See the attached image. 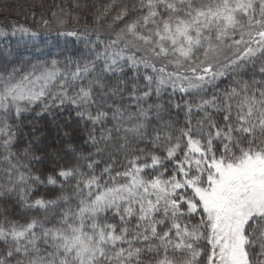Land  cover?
Returning <instances> with one entry per match:
<instances>
[{
    "label": "snow or ice",
    "instance_id": "6c2138e0",
    "mask_svg": "<svg viewBox=\"0 0 264 264\" xmlns=\"http://www.w3.org/2000/svg\"><path fill=\"white\" fill-rule=\"evenodd\" d=\"M58 36L0 71V264H264V0H109ZM38 104L91 149L44 179L9 123Z\"/></svg>",
    "mask_w": 264,
    "mask_h": 264
},
{
    "label": "trees",
    "instance_id": "16d2710c",
    "mask_svg": "<svg viewBox=\"0 0 264 264\" xmlns=\"http://www.w3.org/2000/svg\"><path fill=\"white\" fill-rule=\"evenodd\" d=\"M108 2L109 0H0V24L2 26L15 27L23 25L38 32L40 34L37 37L38 40L51 42L47 48L41 44L38 48H32L31 50L30 46L25 45V43L31 44L29 43L30 38L19 39L10 35L0 36V64L3 61H8L11 65L17 62L19 64L21 58L33 62L36 59L47 58L37 54L40 50H42L41 52H52L55 55L57 53L55 47L57 40L63 46L65 40L75 42V38L58 36V31L47 32L48 35L45 36V32L39 30L43 24L42 19L48 21L55 19L56 17L52 15L55 12L57 16L66 18L70 26L67 30L73 28L82 30L86 25L89 27L94 26V16L97 10H103ZM110 20L111 16L107 17L106 20H101L100 25L104 27ZM15 42L19 45L24 44L20 47V51L17 49L21 57L15 52L17 48ZM76 47L82 48V44H77ZM57 58L63 59V56L59 55ZM227 84L228 81L223 80L219 83V86L224 88ZM166 99L167 97H165ZM42 107V104L33 105L31 110L25 112L19 120L10 119L9 123L13 124L14 131L17 133L12 151L25 163L29 164L34 175H39L41 179H44L52 173L54 168L74 162V154L65 151L69 145L74 147L77 152H87L91 149L83 144V140L87 136V129L83 127V122L74 116V110L58 111L52 109L51 114L43 112L40 116H37L36 113L41 112ZM171 111L175 115V110ZM183 119V113H181L179 120L182 122ZM57 139L58 144L64 149L62 156L53 150L54 155L48 157V151L49 149H55ZM26 149L28 150L27 155H25ZM0 152H3V149H0ZM32 155L42 157V162L29 163ZM33 188L32 199L41 195L51 199L60 194L59 188H54L51 185H34ZM14 200L15 198H7L6 206L11 212L15 213L19 211V207Z\"/></svg>",
    "mask_w": 264,
    "mask_h": 264
},
{
    "label": "rangeland",
    "instance_id": "374dc122",
    "mask_svg": "<svg viewBox=\"0 0 264 264\" xmlns=\"http://www.w3.org/2000/svg\"><path fill=\"white\" fill-rule=\"evenodd\" d=\"M64 19H66V18H64ZM50 23H49V25L46 27L45 25H41V27L39 28V30H41V31H43V32H52V31H58V30H61V31H63V30H67L68 28H70V26H69V24H68V22H67V24L65 25V26H63V27H61L60 25H58L57 23H56V18L55 19H53V20H51V21H49ZM16 27H19V26H15V27H4V26H2L1 24H0V36H5V35H3L2 33H8L7 35H10V36H12L13 38L15 37V38H19V39H25V38H29V37H27V36H23L21 33H19V32H17L16 33V35H11V32H12V30H13V28H16ZM26 28H28V27H26ZM29 29H31V28H29ZM31 30H33V29H31ZM102 37H103V34H102ZM16 43V49H15V52H17L18 53V50L20 51V47L21 46H23L24 44H21V45H19L17 42H15ZM25 45L27 46V47H29L30 46V49L32 50V44H26L25 43ZM38 48V47H37ZM18 49V50H17ZM42 50H40V51H38L37 52V54H40V52H41ZM18 55L21 57V55L18 53ZM23 55H25V53H23ZM20 62V61H19ZM13 65H18V62L17 63H13L12 65L11 64H9V62L7 61V62H4L3 61V63L2 64H0V71H4L6 68L7 69H11L12 68V66ZM56 141V140H55ZM56 144H55V149H49V151H48V154H47V156L49 157H52L53 155H54V151L53 150H55V152L57 153V154H60L61 156H62V152H63V148H62V146L61 145H59L58 144V139H57V141L55 142Z\"/></svg>",
    "mask_w": 264,
    "mask_h": 264
}]
</instances>
